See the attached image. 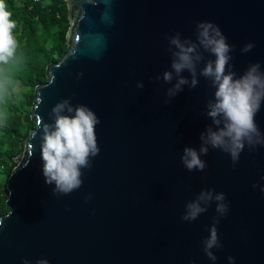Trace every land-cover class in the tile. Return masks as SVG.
<instances>
[{
    "label": "water",
    "instance_id": "95a60500",
    "mask_svg": "<svg viewBox=\"0 0 264 264\" xmlns=\"http://www.w3.org/2000/svg\"><path fill=\"white\" fill-rule=\"evenodd\" d=\"M62 1L63 50L33 89L22 152L4 184L0 264H264V146H246L235 164L209 147L205 169L188 171L180 156L199 149L215 89L198 76L195 88L168 97L172 85L162 78L171 70L168 38L195 41L201 21L227 38L237 77L254 63L264 72V0ZM248 43L254 47L242 52ZM65 99L100 120L99 154L67 195L45 183L39 130ZM256 123L264 134V103ZM208 189L224 193L227 212L219 215L212 202L197 219L182 220L186 203ZM214 222L215 261L203 251Z\"/></svg>",
    "mask_w": 264,
    "mask_h": 264
},
{
    "label": "clouds",
    "instance_id": "9594fccd",
    "mask_svg": "<svg viewBox=\"0 0 264 264\" xmlns=\"http://www.w3.org/2000/svg\"><path fill=\"white\" fill-rule=\"evenodd\" d=\"M17 27L18 22L12 18L6 0H0V104L6 103L14 93L17 84L15 74L23 63L15 32ZM196 32L195 41L181 39L179 33L168 38L171 70L162 74L163 81L172 85L166 91L168 97L183 91L185 85L195 88L198 76L209 80L215 89L212 99L206 104V115L211 125L201 133L199 149L185 147L180 156L181 163L188 171L205 169L206 163L201 157L208 154L209 147L228 154L235 164L246 146H264V134L256 123V114L264 103V72L260 64H251L237 77L229 64L232 46L227 43L219 27L201 21L196 25ZM253 47L252 43H248L241 51L248 52ZM203 53L215 59L205 60ZM202 62L203 67L200 68ZM185 72L188 76L183 75ZM174 76L175 83H172ZM137 87L142 88L143 84H137ZM51 115L53 123L41 122L39 125L42 174L46 184L54 185V194L67 195L81 187L82 169L90 168L91 158L99 154L96 126L100 120L86 105L73 106L67 99L56 103ZM35 136L36 132L33 138ZM261 191H264V187ZM212 202H215V211L219 215L227 212L224 193H214L212 189L201 190L194 200L186 203L181 219L189 222L197 219ZM208 232V237L203 240V251L210 260L215 261L216 256L211 250L220 247L215 222ZM23 264H29V261L24 260ZM36 264H48V261L39 259Z\"/></svg>",
    "mask_w": 264,
    "mask_h": 264
},
{
    "label": "trees",
    "instance_id": "16d2710c",
    "mask_svg": "<svg viewBox=\"0 0 264 264\" xmlns=\"http://www.w3.org/2000/svg\"><path fill=\"white\" fill-rule=\"evenodd\" d=\"M23 54L16 71L14 93L0 104V210L6 190L5 181L19 158L26 138L33 89L45 75L46 66L61 55L68 29L62 0L33 3L32 0H6ZM24 89V92L20 91Z\"/></svg>",
    "mask_w": 264,
    "mask_h": 264
},
{
    "label": "built area",
    "instance_id": "2783aa9c",
    "mask_svg": "<svg viewBox=\"0 0 264 264\" xmlns=\"http://www.w3.org/2000/svg\"><path fill=\"white\" fill-rule=\"evenodd\" d=\"M33 2H46V1H50V0H32Z\"/></svg>",
    "mask_w": 264,
    "mask_h": 264
},
{
    "label": "rangeland",
    "instance_id": "374dc122",
    "mask_svg": "<svg viewBox=\"0 0 264 264\" xmlns=\"http://www.w3.org/2000/svg\"><path fill=\"white\" fill-rule=\"evenodd\" d=\"M17 89V88H16ZM20 91H22V92H24V89H20V88H18ZM18 159H16V161H17Z\"/></svg>",
    "mask_w": 264,
    "mask_h": 264
}]
</instances>
